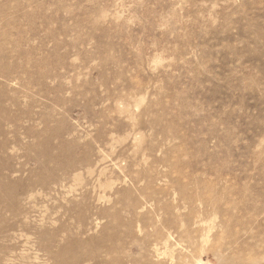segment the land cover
Here are the masks:
<instances>
[{
    "label": "rangeland",
    "instance_id": "374dc122",
    "mask_svg": "<svg viewBox=\"0 0 264 264\" xmlns=\"http://www.w3.org/2000/svg\"><path fill=\"white\" fill-rule=\"evenodd\" d=\"M0 42V264H264V0H0Z\"/></svg>",
    "mask_w": 264,
    "mask_h": 264
},
{
    "label": "bare ground",
    "instance_id": "6f19581e",
    "mask_svg": "<svg viewBox=\"0 0 264 264\" xmlns=\"http://www.w3.org/2000/svg\"><path fill=\"white\" fill-rule=\"evenodd\" d=\"M0 43H2V42H0ZM7 161V160H6ZM56 165V164H55ZM2 169V168H1ZM211 172V171H210ZM4 198V197H3ZM232 245H234V244H232ZM235 246V245H234ZM237 246V245H236ZM249 249V248H248ZM264 257V256H263ZM263 257H262V259H263ZM260 258V257H259ZM261 259V260H262ZM217 261H218V264L219 263H222V264H230V262H228L227 260H225V259H222V258H220V257H217ZM262 262H263V260H262ZM249 264H259V262L257 261V260H252Z\"/></svg>",
    "mask_w": 264,
    "mask_h": 264
}]
</instances>
